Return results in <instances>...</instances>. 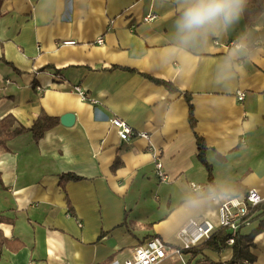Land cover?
<instances>
[{"label": "crops", "instance_id": "crops-1", "mask_svg": "<svg viewBox=\"0 0 264 264\" xmlns=\"http://www.w3.org/2000/svg\"><path fill=\"white\" fill-rule=\"evenodd\" d=\"M176 13L174 0H0V120L12 116L13 127L26 129L41 112L59 120L37 143L23 133L0 149V215L11 220L0 229L20 246L4 249L0 264H124L152 237L176 246L190 219L216 222L215 202L185 206L212 187L196 159L184 94L214 187L235 194L240 185L264 198V11L253 23L245 11L227 34L173 55ZM146 15L155 19L145 23ZM243 33L252 54L239 61L244 72L228 79L221 69ZM66 115L70 126L61 122ZM111 118L148 139L121 141ZM158 158L165 181L155 173ZM62 174L81 179L61 187ZM254 244V264H264V232ZM203 254L226 262L232 251Z\"/></svg>", "mask_w": 264, "mask_h": 264}, {"label": "trees", "instance_id": "trees-1", "mask_svg": "<svg viewBox=\"0 0 264 264\" xmlns=\"http://www.w3.org/2000/svg\"><path fill=\"white\" fill-rule=\"evenodd\" d=\"M264 11V0H249L246 9V20L248 23H253L261 12ZM156 84L163 86L169 92H178V90L171 84L165 81H160L152 79ZM184 98L188 105V123L190 129L193 131L195 136L196 144V159L199 161L206 169L208 175V184L214 187L212 178V168L211 165L206 160L207 145L204 139L195 132L196 120L194 117L193 106L190 103V99L187 94H184ZM59 124V120L54 117H49L45 113L41 112L36 119L33 121L30 128L26 129L22 126L15 125V119L12 116H6L0 120V149H6V144L23 133H30L34 143H37L43 136V134L54 128ZM60 186L63 187L66 182L78 181L81 178L73 174H62L59 176ZM1 184V180H0ZM246 195L247 191L240 185L235 187V196ZM68 212L73 216V210L67 201ZM249 221H255L259 219L258 225L248 234H242L240 231L234 235V241L231 245H227L226 241L231 236V232L223 227L216 228L209 238L199 245L194 246L189 249L182 250V255H188L187 264H254L256 261L255 256L251 252L255 248L254 238L257 234L264 232V202L258 204L253 210L249 212ZM11 220L0 215V224L10 222ZM20 246L13 248L11 242L3 235L0 229V260L4 249L10 251H17ZM230 249L232 251L231 258L226 262H214L209 260L204 256V251H210L216 254H221L225 250ZM110 259L101 264H108Z\"/></svg>", "mask_w": 264, "mask_h": 264}, {"label": "clouds", "instance_id": "clouds-1", "mask_svg": "<svg viewBox=\"0 0 264 264\" xmlns=\"http://www.w3.org/2000/svg\"><path fill=\"white\" fill-rule=\"evenodd\" d=\"M249 0H174L177 13L172 23V39L175 52L187 53L190 49L206 44L210 37H219L233 29L243 17ZM249 34L243 33L233 42L221 69L228 79H236L245 70L244 63L252 50ZM236 196L226 187L211 188L207 193H196L189 197L185 206L195 210L202 200H232Z\"/></svg>", "mask_w": 264, "mask_h": 264}, {"label": "built area", "instance_id": "built-area-1", "mask_svg": "<svg viewBox=\"0 0 264 264\" xmlns=\"http://www.w3.org/2000/svg\"><path fill=\"white\" fill-rule=\"evenodd\" d=\"M154 19L155 16L146 15L143 22L148 23ZM97 43L101 44L102 39H98ZM63 44L71 45L73 43L64 42ZM231 45L233 46V44ZM74 90L81 99L86 100V95L79 86H76ZM236 97L238 101H241L244 98V93L238 92ZM109 123L116 129L117 136L121 141L128 143L134 137L148 139L146 133L134 131L132 127L119 118H111ZM155 173L161 181L166 180L159 158L155 161ZM190 187L193 191L200 189L195 184H191ZM213 202L218 206L216 222L197 218L190 219L186 225L178 230L176 234L178 244L176 246L165 243L158 237H152L142 245L134 248L130 258L124 264H160L168 258L175 260L174 257L181 260L182 250L199 245L207 240L211 233L219 227L226 228L231 232V236L226 241L227 245H231L234 241V235L250 223L249 212L258 204L264 202V198L259 196L256 191L249 190L246 195H238L235 199H222Z\"/></svg>", "mask_w": 264, "mask_h": 264}, {"label": "water", "instance_id": "water-1", "mask_svg": "<svg viewBox=\"0 0 264 264\" xmlns=\"http://www.w3.org/2000/svg\"><path fill=\"white\" fill-rule=\"evenodd\" d=\"M72 121H73L72 115H66L65 117H63L61 122L66 126H70L72 124Z\"/></svg>", "mask_w": 264, "mask_h": 264}, {"label": "rangeland", "instance_id": "rangeland-1", "mask_svg": "<svg viewBox=\"0 0 264 264\" xmlns=\"http://www.w3.org/2000/svg\"><path fill=\"white\" fill-rule=\"evenodd\" d=\"M169 259V258H168ZM169 260H171V259H169ZM172 261H174V260H172Z\"/></svg>", "mask_w": 264, "mask_h": 264}]
</instances>
